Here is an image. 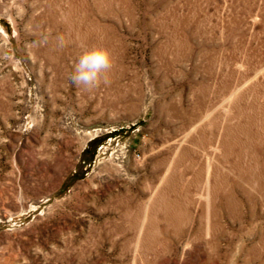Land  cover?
<instances>
[{"label":"rangeland","instance_id":"rangeland-1","mask_svg":"<svg viewBox=\"0 0 264 264\" xmlns=\"http://www.w3.org/2000/svg\"><path fill=\"white\" fill-rule=\"evenodd\" d=\"M0 264H264V0H0Z\"/></svg>","mask_w":264,"mask_h":264},{"label":"clouds","instance_id":"clouds-1","mask_svg":"<svg viewBox=\"0 0 264 264\" xmlns=\"http://www.w3.org/2000/svg\"><path fill=\"white\" fill-rule=\"evenodd\" d=\"M59 47L66 46L63 36L58 38ZM46 38L35 42L34 46L46 43ZM81 53L73 65L70 74L71 82L86 91H91L101 84H110L109 74L114 67V59L109 48L102 42L81 45Z\"/></svg>","mask_w":264,"mask_h":264},{"label":"bare ground","instance_id":"bare-ground-1","mask_svg":"<svg viewBox=\"0 0 264 264\" xmlns=\"http://www.w3.org/2000/svg\"><path fill=\"white\" fill-rule=\"evenodd\" d=\"M210 181V180H209ZM178 182V181H177ZM154 215V214H153Z\"/></svg>","mask_w":264,"mask_h":264}]
</instances>
